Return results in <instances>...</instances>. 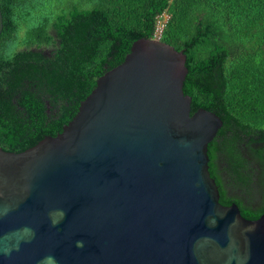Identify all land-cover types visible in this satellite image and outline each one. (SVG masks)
<instances>
[{
  "label": "water",
  "instance_id": "1",
  "mask_svg": "<svg viewBox=\"0 0 264 264\" xmlns=\"http://www.w3.org/2000/svg\"><path fill=\"white\" fill-rule=\"evenodd\" d=\"M185 62L138 38L61 131L0 147V264H264V211L219 202L222 120L190 113Z\"/></svg>",
  "mask_w": 264,
  "mask_h": 264
},
{
  "label": "trees",
  "instance_id": "2",
  "mask_svg": "<svg viewBox=\"0 0 264 264\" xmlns=\"http://www.w3.org/2000/svg\"><path fill=\"white\" fill-rule=\"evenodd\" d=\"M186 55L193 113L222 120L208 143L219 202L264 211V0H0V147L19 152L61 131L138 38Z\"/></svg>",
  "mask_w": 264,
  "mask_h": 264
},
{
  "label": "built area",
  "instance_id": "3",
  "mask_svg": "<svg viewBox=\"0 0 264 264\" xmlns=\"http://www.w3.org/2000/svg\"><path fill=\"white\" fill-rule=\"evenodd\" d=\"M166 19H167V15L165 13H162V14L158 15V19H157V22H156V27H155V30H154V33H153V38L154 39L160 40L162 29H163V26H164V23H165Z\"/></svg>",
  "mask_w": 264,
  "mask_h": 264
},
{
  "label": "bare ground",
  "instance_id": "4",
  "mask_svg": "<svg viewBox=\"0 0 264 264\" xmlns=\"http://www.w3.org/2000/svg\"><path fill=\"white\" fill-rule=\"evenodd\" d=\"M165 13V12H164ZM166 14V13H165ZM167 15V14H166ZM167 18H168V15H167ZM167 20V19H166ZM166 22V21H165ZM165 24V23H164ZM164 27V26H163ZM163 30V29H162ZM162 34V33H161ZM153 38V37H152ZM154 39V38H153ZM213 112V111H212Z\"/></svg>",
  "mask_w": 264,
  "mask_h": 264
}]
</instances>
